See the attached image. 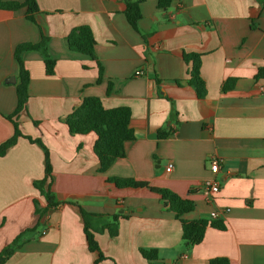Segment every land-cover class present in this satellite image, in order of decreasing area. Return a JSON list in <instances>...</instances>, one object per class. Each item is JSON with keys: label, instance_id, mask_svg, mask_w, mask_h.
Instances as JSON below:
<instances>
[{"label": "crops", "instance_id": "obj_1", "mask_svg": "<svg viewBox=\"0 0 264 264\" xmlns=\"http://www.w3.org/2000/svg\"><path fill=\"white\" fill-rule=\"evenodd\" d=\"M35 1L33 20L26 6L0 8V143L13 134L5 118L16 105L19 67L13 49L44 36L54 74H45L39 51L21 53L28 99L17 120L24 135L47 147L51 190L61 203L35 211L34 201L40 209L47 204L33 185L44 175V154L19 136L0 155V249L24 234L2 264H95L98 253L87 248L80 207L103 218L123 216L115 234L94 232L105 257L96 264H207L215 256L227 257L229 264H264V79L253 78L264 63V2L171 0L159 8L157 0H140L138 29L149 34L143 40L123 14L126 0ZM83 24L95 39L99 80L95 61L65 42ZM183 52L202 53L204 98L186 83ZM229 77L235 85L223 92ZM85 96H98L105 108L131 111L134 139L103 172L93 152L95 134L72 135L63 121ZM159 129L169 134L159 139ZM213 158L219 161L216 173L210 171ZM111 176L168 188L194 202L184 218L209 219L216 211L225 229L207 227L202 240L189 246L179 220L157 194L118 188L107 181ZM208 178L220 184L212 198L202 192ZM90 221L100 225L97 217ZM140 248L155 249L156 258H144Z\"/></svg>", "mask_w": 264, "mask_h": 264}, {"label": "trees", "instance_id": "obj_2", "mask_svg": "<svg viewBox=\"0 0 264 264\" xmlns=\"http://www.w3.org/2000/svg\"><path fill=\"white\" fill-rule=\"evenodd\" d=\"M263 3L264 0H257ZM140 0H126L123 14L131 27L140 33L143 40H147L148 33L140 32L138 29V20L141 17L139 8ZM171 0H157L159 8H167ZM21 6H26V17L33 20L32 14L37 11V4L35 0L18 1H0V8L2 9H17ZM47 38L42 36L39 42L30 43L22 42L15 45L13 49V57L18 64V82L16 83V105L13 112L6 115L5 118L13 125V134L6 140L0 143V155L5 154L7 149L15 144L19 136L27 138L30 142L37 143L44 154V175L40 179L33 181V185L41 195L44 196L47 204L45 208L40 209L35 202V211L41 214L46 208L56 207L61 202L55 200V196L51 190V164L49 159V152L45 144L40 138H32L24 135L19 127L17 114L26 110V102L28 99L27 84L29 81V73L23 65L21 53L28 50H37L43 56L44 72L46 75L54 74L55 59L51 58L46 51ZM65 42L69 50L86 55L97 64L98 80L102 76V67L94 54L95 39L91 28L86 25H79L72 28L65 36ZM186 66V83L191 85L195 91L197 98H204L207 94V87L204 78L200 74L202 53L199 52H183L181 55ZM254 79H264V63L256 68L253 75ZM236 78H227L221 90L226 92L231 90L235 85ZM111 84L108 82L107 91L110 90ZM131 117L130 108L127 106H116L105 108L102 105L101 99L98 96H85L81 102L73 107V109L63 118L70 134H86L93 132L96 136L93 143V152L98 159V172L105 171L110 164L117 158L125 155V143L134 139V131L129 125ZM36 124L38 121L33 120ZM169 131L163 129L157 130V138H165ZM107 181L118 188L133 187L146 188L149 191L157 194L163 201L165 206L173 213L174 217L179 220L181 226V238L189 246L200 242L204 236L207 227H213L218 230H224L225 224L221 219L216 218H196L187 219L183 214L194 209L195 204L189 198H184L173 192L168 188L155 187L148 184L147 181L137 180L132 177L111 176ZM80 212L83 217V231L87 248L90 251L98 253L95 259V264L105 258L100 251L98 244L94 238V232L103 231L107 229L110 234L117 232V222L120 214H113L110 217L103 218L102 215L87 213L80 207ZM99 218L100 225L95 227L91 218ZM30 230V229H27ZM23 232L13 238V240L6 246L0 249V264L5 262L9 256L19 248L20 241L23 240ZM141 255L153 260L156 258L157 252L155 249H139ZM207 264H229V260L225 256H215L208 259Z\"/></svg>", "mask_w": 264, "mask_h": 264}, {"label": "built area", "instance_id": "obj_3", "mask_svg": "<svg viewBox=\"0 0 264 264\" xmlns=\"http://www.w3.org/2000/svg\"><path fill=\"white\" fill-rule=\"evenodd\" d=\"M141 71L140 70H136L135 71V74H140ZM172 168V163L169 162L167 164V166L165 167V169L167 171H169L170 169ZM219 169V161L218 159H215L213 158L211 160V164H210V171L212 173H216ZM219 188H220V184L217 180H215L214 178H208L206 179L204 182H203V185H202V192L205 194V196L207 198H212V196L219 191ZM210 217L211 218H215L217 217V212L216 211H212L210 213Z\"/></svg>", "mask_w": 264, "mask_h": 264}, {"label": "water", "instance_id": "obj_4", "mask_svg": "<svg viewBox=\"0 0 264 264\" xmlns=\"http://www.w3.org/2000/svg\"><path fill=\"white\" fill-rule=\"evenodd\" d=\"M7 81H8V82H13V81H14V77H9V78L7 79Z\"/></svg>", "mask_w": 264, "mask_h": 264}]
</instances>
